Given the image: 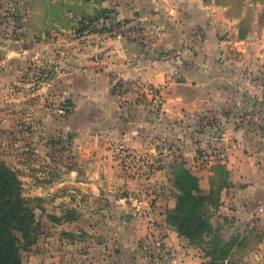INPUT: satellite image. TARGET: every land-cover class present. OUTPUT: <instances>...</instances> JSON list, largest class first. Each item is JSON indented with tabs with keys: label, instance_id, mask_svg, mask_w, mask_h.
Masks as SVG:
<instances>
[{
	"label": "crops",
	"instance_id": "crops-1",
	"mask_svg": "<svg viewBox=\"0 0 264 264\" xmlns=\"http://www.w3.org/2000/svg\"><path fill=\"white\" fill-rule=\"evenodd\" d=\"M67 1L63 23L52 21L51 34H28L40 43L41 51L50 48L64 56L52 88L71 100L72 117L86 110L98 114V145L85 150L82 146V152H91L103 166L117 146L156 154V132L170 135L176 124L180 129L194 121V141L183 150L192 153L201 176L208 173L205 183L209 184L212 167L219 160L228 172L229 185L244 188L249 199H260L264 188V18L230 14L229 0ZM91 11L97 17L87 22ZM16 48L13 53L24 54L22 47ZM20 68L5 67L0 82L15 79ZM153 98L160 103L156 113L151 108ZM58 181L75 185L89 197L97 196L98 186L106 182L89 174ZM198 183L202 191L209 190ZM133 215L131 227L138 218ZM83 217L70 227L54 226V230L87 231L92 216ZM114 228L125 229L119 221ZM122 238L116 250L137 258L133 243ZM108 244L113 241L97 246L104 253ZM257 247L264 254V239ZM28 264L95 263L89 255L64 246L51 254L38 253Z\"/></svg>",
	"mask_w": 264,
	"mask_h": 264
},
{
	"label": "rangeland",
	"instance_id": "rangeland-1",
	"mask_svg": "<svg viewBox=\"0 0 264 264\" xmlns=\"http://www.w3.org/2000/svg\"><path fill=\"white\" fill-rule=\"evenodd\" d=\"M67 2L0 0V72L10 64L22 69L9 83L0 82V163L17 175L37 222L35 233L21 249L24 264L30 258L37 259L38 253L51 254L64 246L79 255H89L95 264H262L264 254L257 244L264 239V188L260 199H249L248 191L238 185L223 188L219 206L207 208L212 231L200 239L180 237L166 221L180 193L175 179L181 169L195 176L201 187H209L205 183L208 173L201 176L192 153L183 150L194 141V121L181 126V130L176 124L170 135L156 132V154L117 146L111 161L103 166L94 154L82 152V146L85 150L98 145V114L86 110L72 117L71 100L52 88L53 78L64 65V56L52 53L50 48L41 51L39 42L28 34H51L52 21L63 23ZM229 3L230 14H246L260 21L264 18V0ZM91 12L87 22L97 17ZM128 32H132L130 26ZM16 47H22L23 56L13 53L19 50ZM159 106L160 103L153 104V112ZM207 171L211 173V169ZM88 174L106 181L98 186L95 197L84 196L75 185L58 181ZM223 179L222 174L214 177L217 186ZM178 181L183 183L180 178ZM133 212L138 217L135 227H131ZM86 214L92 216L90 226L93 225L87 231L78 229L71 234L62 227L54 230V226L70 227ZM118 221L124 230L114 228ZM121 238L133 243L137 258L116 250ZM109 240L113 244H108V252L103 253V243ZM92 243L102 246L94 247Z\"/></svg>",
	"mask_w": 264,
	"mask_h": 264
},
{
	"label": "trees",
	"instance_id": "trees-1",
	"mask_svg": "<svg viewBox=\"0 0 264 264\" xmlns=\"http://www.w3.org/2000/svg\"><path fill=\"white\" fill-rule=\"evenodd\" d=\"M180 171L175 179L180 193L166 221L180 237L189 240L200 239L202 235L212 231L207 222V208L219 206V193L228 187L229 175L222 165H214L209 190L204 192L195 176L184 168ZM216 174H222L224 177L218 186L214 181ZM178 178L183 183L178 181ZM36 229L33 208L23 196L21 182L15 172L0 163V264H24L21 249Z\"/></svg>",
	"mask_w": 264,
	"mask_h": 264
},
{
	"label": "built area",
	"instance_id": "built-area-1",
	"mask_svg": "<svg viewBox=\"0 0 264 264\" xmlns=\"http://www.w3.org/2000/svg\"><path fill=\"white\" fill-rule=\"evenodd\" d=\"M154 105L158 106L159 105V99L153 98Z\"/></svg>",
	"mask_w": 264,
	"mask_h": 264
}]
</instances>
